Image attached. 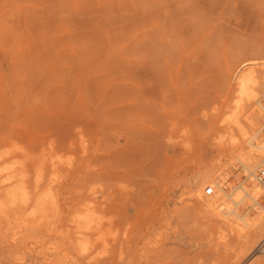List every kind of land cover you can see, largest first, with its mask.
<instances>
[{
    "label": "rangeland",
    "instance_id": "rangeland-1",
    "mask_svg": "<svg viewBox=\"0 0 264 264\" xmlns=\"http://www.w3.org/2000/svg\"><path fill=\"white\" fill-rule=\"evenodd\" d=\"M251 58L264 61V0H0V141L52 135L62 144L79 127L92 154L85 186L108 196V213L131 229L150 212L160 173L165 181L179 168L182 193L178 185L171 197L185 204L179 214L194 240L183 243L187 255L170 243L151 262L220 264L183 175L230 155L239 173L220 139L221 109L232 74ZM16 250L0 243V264ZM131 252L115 264L133 263Z\"/></svg>",
    "mask_w": 264,
    "mask_h": 264
},
{
    "label": "bare ground",
    "instance_id": "bare-ground-1",
    "mask_svg": "<svg viewBox=\"0 0 264 264\" xmlns=\"http://www.w3.org/2000/svg\"><path fill=\"white\" fill-rule=\"evenodd\" d=\"M232 79L231 96L225 98L221 109L225 131L219 130L223 131L220 139L225 137L224 142L227 139L236 152L239 173L231 169L230 155L227 163L217 158L189 177L182 172L180 176L186 178L188 202L192 201L211 225L207 235L214 234V241L209 239L215 243H210L212 249L205 245V252H219L220 264H244L255 250V264H264V181L257 172L264 167V61L244 60ZM82 133L78 127L73 132L76 137L68 133L69 140L64 141L66 134L62 144L52 140V135L50 140L43 136L46 142L38 139L27 145L1 139L0 243L17 249L8 264H115L128 251H132L130 264H155L151 259L170 243L178 244L179 250L182 245V254L187 255L183 243L194 237L189 238L182 226L185 222L179 211L185 204L178 201V195L177 199L171 197L179 185V168L171 170L165 181L160 173L161 179L154 182L160 189L154 194L150 212L148 207L147 213L141 212L131 229L125 224L129 217L123 226L119 212L108 213V196L104 199L96 186H85L91 175L88 163L92 154ZM232 176L239 179L238 184H232ZM191 187H195V195L190 193Z\"/></svg>",
    "mask_w": 264,
    "mask_h": 264
},
{
    "label": "built area",
    "instance_id": "built-area-1",
    "mask_svg": "<svg viewBox=\"0 0 264 264\" xmlns=\"http://www.w3.org/2000/svg\"><path fill=\"white\" fill-rule=\"evenodd\" d=\"M262 105L264 107V94L262 97ZM263 135H264V131H263ZM258 178L260 181H264V167L260 170L259 174H258Z\"/></svg>",
    "mask_w": 264,
    "mask_h": 264
}]
</instances>
